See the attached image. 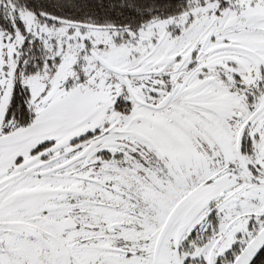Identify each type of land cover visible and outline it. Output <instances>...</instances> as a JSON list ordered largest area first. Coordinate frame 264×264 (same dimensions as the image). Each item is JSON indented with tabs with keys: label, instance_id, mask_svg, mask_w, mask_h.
<instances>
[{
	"label": "snow or ice",
	"instance_id": "6c2138e0",
	"mask_svg": "<svg viewBox=\"0 0 264 264\" xmlns=\"http://www.w3.org/2000/svg\"><path fill=\"white\" fill-rule=\"evenodd\" d=\"M0 264H264V0H0Z\"/></svg>",
	"mask_w": 264,
	"mask_h": 264
}]
</instances>
